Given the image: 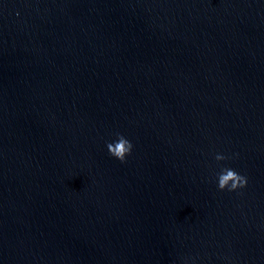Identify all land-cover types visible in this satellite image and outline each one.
<instances>
[{
  "label": "water",
  "instance_id": "95a60500",
  "mask_svg": "<svg viewBox=\"0 0 264 264\" xmlns=\"http://www.w3.org/2000/svg\"><path fill=\"white\" fill-rule=\"evenodd\" d=\"M0 264H264V0H0Z\"/></svg>",
  "mask_w": 264,
  "mask_h": 264
},
{
  "label": "clouds",
  "instance_id": "9594fccd",
  "mask_svg": "<svg viewBox=\"0 0 264 264\" xmlns=\"http://www.w3.org/2000/svg\"><path fill=\"white\" fill-rule=\"evenodd\" d=\"M133 145L123 134L117 133V139L114 142L107 144L109 153L124 162L126 156L132 151ZM230 157L225 156L222 153H217L215 159L217 161L226 160ZM247 177L238 173L236 170L230 167H224L217 174V187L220 190L227 189L228 191H234L238 188H243L247 185Z\"/></svg>",
  "mask_w": 264,
  "mask_h": 264
}]
</instances>
